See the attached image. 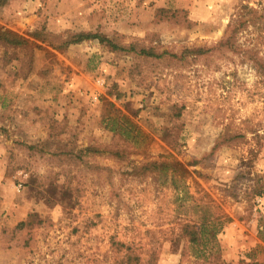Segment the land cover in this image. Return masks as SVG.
Masks as SVG:
<instances>
[{
  "label": "rangeland",
  "instance_id": "obj_1",
  "mask_svg": "<svg viewBox=\"0 0 264 264\" xmlns=\"http://www.w3.org/2000/svg\"><path fill=\"white\" fill-rule=\"evenodd\" d=\"M25 2L0 17L32 41L0 42V264H264V0Z\"/></svg>",
  "mask_w": 264,
  "mask_h": 264
},
{
  "label": "trees",
  "instance_id": "obj_2",
  "mask_svg": "<svg viewBox=\"0 0 264 264\" xmlns=\"http://www.w3.org/2000/svg\"><path fill=\"white\" fill-rule=\"evenodd\" d=\"M6 1L7 0H0V6L3 5ZM43 33H44L43 30H36L31 33V36L35 38L45 39V37L42 36ZM84 40H98L100 43L109 44L114 49L120 48L119 45L114 43L112 39H110L109 37L103 36L98 32H92V31L77 32L73 34V36L70 39L65 41L64 44L65 46H67L73 43L82 42ZM0 42L13 46H22L29 44L32 41H30V39L27 38L26 36L14 31L13 29L3 27L0 29ZM197 50L202 51L204 49H197ZM140 53L150 56H156V57H160L162 55L161 53H157L152 49L148 50L146 48L141 49ZM106 124L110 128V130L117 133L119 132L127 137L135 138L137 136L136 134H139L140 131V129L135 125V123L126 117L123 118V122L121 123L117 115H114L113 117L110 116L109 121H107ZM92 148L93 147H89V149ZM155 171L162 172L163 174L171 173L172 182L174 184H176L177 182V178H178L177 176H180L181 179H183L185 176H188L190 174V171L184 166L183 163L179 161H169V160H151L149 162L142 164L139 167L138 172L146 173V172H155ZM182 232L184 236L188 238L189 243L192 246H196L198 252L203 253V250H207L210 247H215L218 242L217 239L218 228L213 223L202 222L198 224L196 222H191V221L186 222L182 226Z\"/></svg>",
  "mask_w": 264,
  "mask_h": 264
},
{
  "label": "crops",
  "instance_id": "obj_3",
  "mask_svg": "<svg viewBox=\"0 0 264 264\" xmlns=\"http://www.w3.org/2000/svg\"><path fill=\"white\" fill-rule=\"evenodd\" d=\"M25 3H26L25 0H8L5 6H3L2 10L0 11V17H4L6 15L7 17L10 18V16H12L11 15L12 10H13L12 8L15 5L21 6V9H22L21 12H26L25 10H23L24 9L23 6ZM21 17L22 19H25L26 15H22Z\"/></svg>",
  "mask_w": 264,
  "mask_h": 264
}]
</instances>
